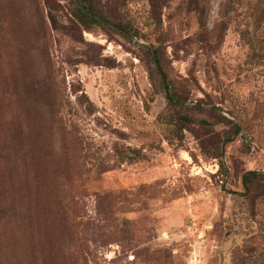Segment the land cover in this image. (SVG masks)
Returning <instances> with one entry per match:
<instances>
[{
  "label": "rangeland",
  "instance_id": "rangeland-1",
  "mask_svg": "<svg viewBox=\"0 0 264 264\" xmlns=\"http://www.w3.org/2000/svg\"><path fill=\"white\" fill-rule=\"evenodd\" d=\"M99 3L137 38L84 28L76 0H0L24 42L6 39L22 49L11 65L29 68L10 112L49 151L47 264L55 250L57 264H264V182L242 184L264 172V0ZM143 47L192 123L174 124Z\"/></svg>",
  "mask_w": 264,
  "mask_h": 264
},
{
  "label": "trees",
  "instance_id": "trees-1",
  "mask_svg": "<svg viewBox=\"0 0 264 264\" xmlns=\"http://www.w3.org/2000/svg\"><path fill=\"white\" fill-rule=\"evenodd\" d=\"M99 0H76L73 17L84 28L98 27L102 32H115L125 38H137V32L129 22H112L98 9ZM4 9H0V264H47L45 245L48 250L55 248V244L47 233H52L53 217L49 194L55 192L51 185L48 167L49 151L36 148L37 140L33 131L21 130L19 115L10 112L12 104L18 94L17 76L26 81L28 77V60L21 57V67L14 68L12 59L22 52V49L10 52L6 47V39L13 36L20 39V25L14 22V27L4 24ZM53 27L57 25V18H51ZM145 53L151 64L150 74L154 77L155 86L160 87L166 99L176 110L173 118L174 124L187 125L193 122L187 114L180 113L189 107L177 97L174 85L169 81L162 69L158 51L153 52L147 48ZM24 52V51H23ZM26 54V52H25ZM156 81V82H155ZM18 99V96H17ZM213 109H211L212 111ZM222 122L232 126L234 135H240L245 141L247 135L244 130L233 120L224 115H218ZM22 122V121H21ZM206 126V122L200 121ZM29 128V127H28ZM116 152L122 161L134 160L136 150H118ZM133 155H132V154ZM36 154L42 157V164L47 165L37 169L39 162ZM224 169V164H220ZM257 182H264V172H247L242 176V184L247 193ZM53 200V199H52ZM59 252L51 254L48 264L58 263Z\"/></svg>",
  "mask_w": 264,
  "mask_h": 264
},
{
  "label": "water",
  "instance_id": "water-1",
  "mask_svg": "<svg viewBox=\"0 0 264 264\" xmlns=\"http://www.w3.org/2000/svg\"><path fill=\"white\" fill-rule=\"evenodd\" d=\"M153 52V51H152Z\"/></svg>",
  "mask_w": 264,
  "mask_h": 264
}]
</instances>
